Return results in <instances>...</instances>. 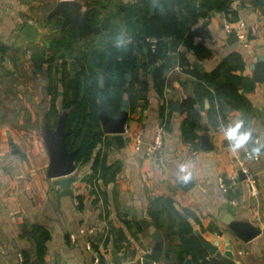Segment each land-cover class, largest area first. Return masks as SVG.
I'll return each mask as SVG.
<instances>
[{"label":"crops","instance_id":"1","mask_svg":"<svg viewBox=\"0 0 264 264\" xmlns=\"http://www.w3.org/2000/svg\"><path fill=\"white\" fill-rule=\"evenodd\" d=\"M61 1L0 0V264H20L22 253L30 256L31 264H93L95 257L88 250V231L93 227L100 232L102 264H143L155 242L143 228L141 215L163 237L164 249L154 264H228L211 255L205 243H217L223 255L231 247L230 264H264V151L258 161L248 162L257 177L258 196L254 197L240 172V162L251 152L250 148L247 152L243 149L231 152L221 132L222 125L242 119L246 127L253 129V138L264 142V83L256 80L264 65V9L254 7L251 0L233 2V9L248 28L246 46L233 42V36L228 35L224 13H211L201 19L198 27L210 33L203 43L212 50V57L198 60L189 54L192 69L199 74H211L229 55L241 53L245 69L236 74L255 84L253 90H240L251 104L248 113L225 104L220 123L214 126L209 117L212 106L206 99L198 139L195 144L184 141L182 126L187 115L181 105L193 94L197 78L178 64L177 52L184 47L175 49L177 60L167 74L162 96L155 87L154 69L148 67L140 70L135 82L139 100L134 110L127 92L118 116H109L102 107L104 142L96 153L106 151L108 165L118 164L116 180L106 185L101 176H94L93 161L75 163L72 194L64 195L58 184L60 179L51 175L53 160L49 146L50 139L62 133L65 112L60 113L55 128H50L45 119L52 105L49 66L45 64L42 71L36 72L32 57L55 56L54 67L63 70L66 62V68L73 74L72 65L81 56L80 51L90 52L99 47L102 28L90 23L93 14L100 15V20L112 19L138 0H77L84 10H92L89 24L94 32L87 35H82L74 24L66 25L64 14L52 15ZM153 6L156 7L155 0L151 15ZM27 24L36 29L32 38L23 32ZM73 27L78 30L79 41L63 52L53 50L52 41L69 36ZM125 35L124 44L130 43L132 36ZM143 60L146 62L144 57ZM60 72L53 74L54 81L61 77ZM98 80L104 88V76L99 74ZM59 87L62 90L61 84ZM62 105L60 97L56 109L61 110ZM163 105L165 118L161 116ZM125 106L128 108L125 145L119 146L106 129L104 118L116 119ZM160 124L166 130L165 150L148 157V144ZM138 133L143 144L135 151L134 136ZM108 143L110 147L106 146ZM180 164L187 165L191 175L188 181L180 177ZM221 178L227 184L236 179V189L222 191ZM36 226L49 232L44 262L39 260L36 243L30 236ZM244 226L257 228L261 234L246 242L237 232ZM183 229H188L187 236L195 239L197 252L196 258L190 255L184 261L180 256ZM114 230H122L126 239L116 242Z\"/></svg>","mask_w":264,"mask_h":264},{"label":"trees","instance_id":"2","mask_svg":"<svg viewBox=\"0 0 264 264\" xmlns=\"http://www.w3.org/2000/svg\"><path fill=\"white\" fill-rule=\"evenodd\" d=\"M152 2L153 0H138L123 13L114 15L112 19L100 20L101 16L94 13L90 23L102 28V33L98 35L99 47L90 52L80 51L81 56L77 57L72 65L73 74L66 68V62L63 63V70L54 67L53 62L57 58L55 56L47 58L35 54L32 57L36 72L42 71L45 64L49 66V94L52 105L45 118L49 127L55 128L60 113L65 112L63 131L66 149L75 153L77 164L93 161L94 176H101L106 185L116 180L120 168L118 164L108 165L106 151L96 153L98 146L104 142L102 107L109 116H118L124 94L127 92L131 108L134 110L139 100L135 82L139 80L140 70H146L148 67L154 69L155 87L162 96L167 83V74L176 59L175 49L184 47V50L177 52L178 64L182 70L194 74L197 78L193 94L181 105L182 112L187 115L182 126L184 141L195 144L198 139L197 130L201 127V110L206 99H209L212 106L209 117L214 126L219 125L225 104L244 113H248L251 107L240 90H253L254 81L236 74L245 69L241 53L234 52L229 55L211 74H199L192 69L189 58L190 53L198 60L209 59L213 54L212 50L203 43L210 37V33L206 28L198 27L201 19L208 18L214 12L224 13L232 26H237L241 22L238 12L232 6L234 0H155L156 7L151 15ZM251 2L254 7L264 9V0H251ZM70 31L69 36L52 41L53 50L63 52L79 41L78 30L73 27ZM125 33L132 36V41L117 46L118 39L126 40ZM151 38L158 41L155 49L148 41ZM199 39L201 41L198 42ZM56 71H61V77L57 76L54 81L53 74ZM99 74L104 76V88L99 86ZM60 97L63 98V105L61 110H57L56 102ZM165 110L163 105L162 118H165ZM106 146L110 147L109 143ZM112 233L116 242L126 239L122 230H114ZM189 233L188 229L182 231L180 245L182 261L190 255L194 258L197 255L195 239L188 237ZM30 236L36 243L39 260L44 262L45 243L50 239L49 232L43 227L36 226ZM106 241L105 245H107ZM22 255L25 264H31L30 256L27 253Z\"/></svg>","mask_w":264,"mask_h":264},{"label":"water","instance_id":"3","mask_svg":"<svg viewBox=\"0 0 264 264\" xmlns=\"http://www.w3.org/2000/svg\"><path fill=\"white\" fill-rule=\"evenodd\" d=\"M154 7L155 6H153V9ZM61 13L65 15L64 23L66 25L74 24L80 30V33L82 35H87L94 32V28L91 27V25L89 24V18L92 15V10H84L83 5L79 1H61L53 11L52 15L54 16ZM23 32L27 37L32 38L36 33V29L30 24H27L24 27ZM232 40L235 43L238 42V39L235 36L232 37ZM199 68L202 70L203 66H200ZM256 80L258 82L264 83V65L261 67V69H259ZM101 85L103 86V78H101ZM126 103L127 102H125V105ZM175 108L178 109L177 106ZM127 112L128 108L125 106L121 115L116 119H111L108 116L104 118L106 129L114 135V140L119 146L125 145L124 135L126 134L127 127ZM63 120L61 124L62 133L50 139L49 148L53 160L51 175L53 176V178L60 179L58 181V184L62 187V193L64 195H71L72 183L76 180L74 172L77 168L75 164V153H71L66 149L65 132L63 131ZM140 221L142 223L143 228L151 234L155 242V246L153 248L152 253L144 257L143 264H154L155 262H158L160 260V256L163 252V237L160 231L153 224H151L150 221H147L143 218V215H141ZM237 232L239 238L246 242L253 240L261 234V231L257 228L246 226L240 227L239 229H237ZM205 245L211 255H215L216 257L221 258L228 264L231 263V247H228L227 252L223 255L221 252L218 251L217 243L216 245H210L209 243H205Z\"/></svg>","mask_w":264,"mask_h":264},{"label":"built area","instance_id":"4","mask_svg":"<svg viewBox=\"0 0 264 264\" xmlns=\"http://www.w3.org/2000/svg\"><path fill=\"white\" fill-rule=\"evenodd\" d=\"M226 31L228 35L235 36L241 45L246 46L248 44V28L245 23L242 21L237 26H232L229 23L225 24ZM153 49L156 48L158 43L157 39L151 38L148 39ZM1 59V51H0ZM127 131V130H126ZM165 140H166V130L163 124L157 126L152 140L149 142L146 155L148 157H154L160 155L165 150ZM135 142V151H139L143 144V139L141 133H138L134 136ZM260 158L259 155H254L251 152L246 153L244 160L240 162V172L244 177L243 182L249 188L251 194L256 197L258 196V184L256 174L250 169L248 164L249 161H258ZM220 188L225 193L229 192L230 189H236L238 181L234 178L231 179V183L227 184L222 178L219 180ZM88 250L93 253L95 259L93 264H101V251L100 247L102 242L100 241V232L97 227H93L88 231ZM75 240L74 236H71ZM20 264H25V258L22 254H19Z\"/></svg>","mask_w":264,"mask_h":264},{"label":"clouds","instance_id":"5","mask_svg":"<svg viewBox=\"0 0 264 264\" xmlns=\"http://www.w3.org/2000/svg\"><path fill=\"white\" fill-rule=\"evenodd\" d=\"M116 44L117 46H122L124 44L123 38L118 39ZM221 132L223 137L228 141V149L233 153H239L242 149L247 152L249 148L254 155H259L264 151V142H261L258 138H253V129L246 127L242 119L222 125ZM178 172L183 181H188L191 178L185 164L178 166Z\"/></svg>","mask_w":264,"mask_h":264}]
</instances>
